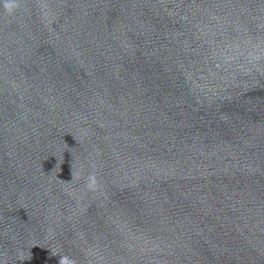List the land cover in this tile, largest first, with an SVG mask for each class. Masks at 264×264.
I'll return each instance as SVG.
<instances>
[{
  "label": "water",
  "instance_id": "water-1",
  "mask_svg": "<svg viewBox=\"0 0 264 264\" xmlns=\"http://www.w3.org/2000/svg\"><path fill=\"white\" fill-rule=\"evenodd\" d=\"M65 254L264 264V0L0 4V264Z\"/></svg>",
  "mask_w": 264,
  "mask_h": 264
},
{
  "label": "clouds",
  "instance_id": "clouds-1",
  "mask_svg": "<svg viewBox=\"0 0 264 264\" xmlns=\"http://www.w3.org/2000/svg\"><path fill=\"white\" fill-rule=\"evenodd\" d=\"M0 4H2L5 12L9 16H12L15 14L17 9L21 7V0H0ZM71 179L72 180L80 179V173L77 172L75 175L72 174ZM86 179H87V184H86L87 189L91 191H95L98 187L97 178L95 174L93 173L89 175ZM60 181H62L63 183L67 182L63 179H60ZM51 255L55 256L58 254L52 253ZM18 259L21 261L26 259L31 260V253H29V255L26 257L24 256L23 252H21L18 256ZM59 264H78V261L75 258L65 254V255H60Z\"/></svg>",
  "mask_w": 264,
  "mask_h": 264
}]
</instances>
